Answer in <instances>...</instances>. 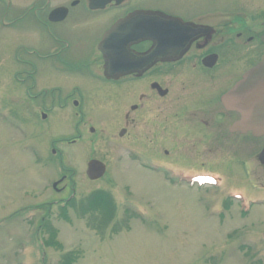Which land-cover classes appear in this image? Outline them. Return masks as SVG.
Returning a JSON list of instances; mask_svg holds the SVG:
<instances>
[{
	"label": "rangeland",
	"instance_id": "374dc122",
	"mask_svg": "<svg viewBox=\"0 0 264 264\" xmlns=\"http://www.w3.org/2000/svg\"><path fill=\"white\" fill-rule=\"evenodd\" d=\"M14 73L1 54L0 99L1 84L9 86ZM80 87L82 109L53 106L45 119L0 113V264H58L69 253L77 257L73 264H264V165L258 159L264 139L228 132L222 148L214 139L204 147L178 131L195 167L203 168L202 161L206 169L192 174L187 164H168L171 173L219 177L211 186L189 188L156 165L171 161L156 151L155 163L149 155L170 146L150 143L140 129H132L133 140L120 133L123 112L115 106L116 99L123 104L122 90L95 79H82ZM57 101L60 106L62 97ZM92 158L107 166L97 180L87 175ZM95 190L109 192L118 206L110 223L93 224L76 207L63 212L71 196ZM52 228L58 243L42 246Z\"/></svg>",
	"mask_w": 264,
	"mask_h": 264
},
{
	"label": "flooded vegetation",
	"instance_id": "af4514ba",
	"mask_svg": "<svg viewBox=\"0 0 264 264\" xmlns=\"http://www.w3.org/2000/svg\"><path fill=\"white\" fill-rule=\"evenodd\" d=\"M1 54L5 68L15 70L11 84H1L3 116L45 119L53 106L69 103L82 109V79L109 83L123 91L115 106L123 112L120 133L135 139L132 131L140 129L150 143L170 146L146 152L154 162L156 151L171 161L155 163L189 188L213 185L212 176H176L166 167L206 169L198 160L203 168L195 167L178 131L204 147L214 139L222 148L228 132L264 139L245 127L235 108L239 95H227L264 62V0H0Z\"/></svg>",
	"mask_w": 264,
	"mask_h": 264
},
{
	"label": "water",
	"instance_id": "95a60500",
	"mask_svg": "<svg viewBox=\"0 0 264 264\" xmlns=\"http://www.w3.org/2000/svg\"><path fill=\"white\" fill-rule=\"evenodd\" d=\"M244 88L248 92L241 97L240 95ZM227 95L231 97L239 95L235 101V108L243 110V114L245 115L243 123H245V127L248 130H253L256 136H264V62L249 70L244 75V80L239 82ZM239 125L237 124V126ZM121 134H124V130ZM260 159L264 162V148L260 153ZM105 171L106 165L103 161L91 159L88 162L87 175L90 179L96 180L101 178ZM64 178L62 177L59 181L55 182L53 186L57 187V184Z\"/></svg>",
	"mask_w": 264,
	"mask_h": 264
},
{
	"label": "trees",
	"instance_id": "16d2710c",
	"mask_svg": "<svg viewBox=\"0 0 264 264\" xmlns=\"http://www.w3.org/2000/svg\"><path fill=\"white\" fill-rule=\"evenodd\" d=\"M228 205L229 204L227 203L226 206ZM61 207L64 208V213L67 212L66 208L70 207H76L77 210L89 213L91 222L99 225L100 227L110 223V221L116 216V211L118 209L112 195L105 190H95L81 199L71 196L64 204H62ZM48 224V220H45V218L42 219V228H46ZM49 234V237L45 239L42 246H52L58 243L55 240L54 235L56 234L53 228L49 230ZM76 259L77 257L74 254L69 253L64 255L63 259L58 264H73Z\"/></svg>",
	"mask_w": 264,
	"mask_h": 264
}]
</instances>
